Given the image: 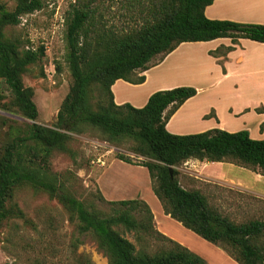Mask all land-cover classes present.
<instances>
[{
  "label": "trees",
  "instance_id": "16d2710c",
  "mask_svg": "<svg viewBox=\"0 0 264 264\" xmlns=\"http://www.w3.org/2000/svg\"><path fill=\"white\" fill-rule=\"evenodd\" d=\"M213 1L124 0L120 6L128 11L130 22L120 27L97 14L93 0L70 4L65 36L72 84L61 102L55 126L32 123L24 136H14L5 143L0 154V225L22 216L9 201L17 186L27 184L54 196L76 221L78 232L91 234L108 264H206L201 256L156 228L144 200L106 201L99 194V200L111 207L106 213L85 205L49 173L46 162L52 150H65L70 134L89 125L98 128L110 143L124 138L134 141L131 151L145 159L134 163L121 153L115 157L146 167L152 191L166 215L224 250L238 264H264V220L233 221L212 206L199 189L182 187L176 169L189 159H197L231 162L264 175V138H251L245 129L170 133L166 123L196 95L193 86L155 91L139 108L127 102L116 104L111 90L117 79L144 82L145 76L139 73L149 68L151 60L158 55L161 60L183 42L230 38L232 45L209 51L221 59L240 38L264 43L263 24L207 18L204 8ZM43 5L44 0H16L14 8L8 10L0 3V79L10 88L13 104L30 120H35L38 111L33 91L23 85L22 75L45 50L40 46L19 52L18 44L5 37L3 28L19 24L22 16ZM209 117H214L213 111L203 118ZM263 128L264 123L260 125ZM124 233H132L134 242Z\"/></svg>",
  "mask_w": 264,
  "mask_h": 264
},
{
  "label": "rangeland",
  "instance_id": "374dc122",
  "mask_svg": "<svg viewBox=\"0 0 264 264\" xmlns=\"http://www.w3.org/2000/svg\"><path fill=\"white\" fill-rule=\"evenodd\" d=\"M75 1L44 0L41 9L22 16L17 25L3 28L5 37L18 44L19 52L40 46L45 52L22 75L23 85L33 91L32 100L38 111L35 120L22 116L13 104L10 88L0 79V154L9 139L24 136L32 123L48 127L56 124L61 102L72 84L66 61L68 48L65 34L67 12ZM123 1L93 0V5L108 24L120 27L130 22L128 11L120 6ZM0 3L12 10L16 0H0ZM192 47L198 52L204 48L200 45ZM160 58V55L155 56L150 63ZM244 121L254 132L257 118L250 115ZM133 144L134 141L129 138L110 143L98 128L86 125L80 133L70 134L65 150H52L46 162L48 171L56 176L58 182H64L65 187L85 205H92L106 213L111 211V207L99 200V194L106 201L140 198L155 215L154 223L159 231L182 238L197 250H208L212 243L171 217L163 216L146 167L115 157L116 153H121L129 156L134 163L145 159L131 151ZM189 165L183 163L180 166L185 169L178 170L177 178L182 187L199 189L212 206L235 222L251 218L264 220V199L212 179L195 178L189 171H184ZM219 171L220 168L214 164L205 169L210 174H218ZM9 204L18 208L22 216L0 225V264H83L86 260L89 264H108L107 257L97 248L91 234H80L70 213L46 191L22 184L13 190ZM124 235L134 242L132 233Z\"/></svg>",
  "mask_w": 264,
  "mask_h": 264
},
{
  "label": "crops",
  "instance_id": "0c3cea01",
  "mask_svg": "<svg viewBox=\"0 0 264 264\" xmlns=\"http://www.w3.org/2000/svg\"><path fill=\"white\" fill-rule=\"evenodd\" d=\"M204 14L209 19L264 25V0H214L204 8ZM194 45L204 48L198 52L193 49ZM220 45H232L230 38L179 44L161 60L152 62L148 69L139 73L145 76L144 82L133 84L123 79L115 80L111 86L114 102L118 105L127 102L139 108L155 91L189 85L195 87L197 93L169 118L165 127L170 133L190 134L212 128L229 132L245 129L251 138L263 139L264 128L261 130L260 125L264 123V43L240 38L222 59L209 54ZM210 111H213L214 117L204 119V115ZM250 115L257 118L254 132L244 121ZM184 164H190L184 171H189L195 178L212 179L264 199V175L258 170L231 162L197 159H189ZM211 164L220 168L218 174L205 172ZM176 169L185 168L178 166ZM163 216L170 217L165 213ZM160 232L166 234L162 230ZM166 236L204 258L206 264H238L214 244L209 245L208 250L200 251L182 238Z\"/></svg>",
  "mask_w": 264,
  "mask_h": 264
},
{
  "label": "water",
  "instance_id": "95a60500",
  "mask_svg": "<svg viewBox=\"0 0 264 264\" xmlns=\"http://www.w3.org/2000/svg\"><path fill=\"white\" fill-rule=\"evenodd\" d=\"M169 173L172 175V167H169Z\"/></svg>",
  "mask_w": 264,
  "mask_h": 264
}]
</instances>
